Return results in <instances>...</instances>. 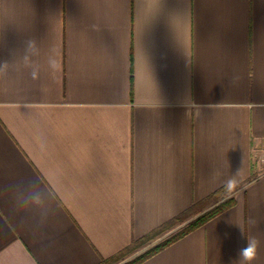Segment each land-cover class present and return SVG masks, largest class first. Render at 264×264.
Returning a JSON list of instances; mask_svg holds the SVG:
<instances>
[{
  "label": "crops",
  "instance_id": "crops-1",
  "mask_svg": "<svg viewBox=\"0 0 264 264\" xmlns=\"http://www.w3.org/2000/svg\"><path fill=\"white\" fill-rule=\"evenodd\" d=\"M239 170L139 264H264V0H0V264H98Z\"/></svg>",
  "mask_w": 264,
  "mask_h": 264
},
{
  "label": "rangeland",
  "instance_id": "rangeland-1",
  "mask_svg": "<svg viewBox=\"0 0 264 264\" xmlns=\"http://www.w3.org/2000/svg\"><path fill=\"white\" fill-rule=\"evenodd\" d=\"M228 197L229 196L226 195L224 196L223 199H226ZM221 201H222L221 197H215L213 199L208 200L202 206H200L197 211L193 210L190 213L184 214L179 220L172 222L171 224L168 225V227L154 234L149 239L141 243H136L134 245H131L128 250L124 251L119 256H117L118 258H116L115 260L108 262V264H127L129 263L130 261L140 256L147 250L151 249L155 245L163 242L164 240L170 238L171 236L179 232L189 222H191L197 216H200L202 212H206L207 210L214 207Z\"/></svg>",
  "mask_w": 264,
  "mask_h": 264
},
{
  "label": "trees",
  "instance_id": "trees-1",
  "mask_svg": "<svg viewBox=\"0 0 264 264\" xmlns=\"http://www.w3.org/2000/svg\"><path fill=\"white\" fill-rule=\"evenodd\" d=\"M224 196H226L225 189H220V190L216 191L213 194L212 198H210V199H213L215 197H221L222 201L220 203H218L217 205H215L214 207L210 208L209 210H207L206 212H204L200 216H198L195 219H193L183 229H181L179 232H177L176 234H174L170 238H168V239L164 240L163 242L155 245L154 247H152L151 249L147 250L146 252H144L140 256L136 257L135 259H133L132 261H130L127 264H139L140 262H142L146 258L150 257L151 255L155 254L156 252H158L162 248L166 247L168 244H170L174 240L186 235L190 231H192V230L196 229L197 227L203 225L206 221H208L209 219H211L212 217H214L218 213H220L223 210L231 207L234 204V199L231 196L226 198V199H223ZM158 232H160V231H156V232L152 233V235L150 234V235L144 236L143 238H141V239H139L137 241H134L132 245H134L136 243H141V242L149 239L151 236H153L154 234H156ZM130 246H128L124 250L120 251L118 253V255H116L114 257L101 260L98 264H108V262H111V261L115 260L116 258H118L117 256H119L124 251L128 250Z\"/></svg>",
  "mask_w": 264,
  "mask_h": 264
},
{
  "label": "clouds",
  "instance_id": "clouds-1",
  "mask_svg": "<svg viewBox=\"0 0 264 264\" xmlns=\"http://www.w3.org/2000/svg\"><path fill=\"white\" fill-rule=\"evenodd\" d=\"M28 50L34 55L39 56L40 48L37 45L35 40H29L26 42ZM3 65L6 66V61L3 62ZM49 66L55 70L58 67L57 61L53 58H49ZM35 77V73L33 74ZM242 174L240 170L232 175L229 179L224 182V189L227 196H232L237 193V189L242 180ZM40 197H34V202L39 203ZM259 241L255 238L247 240V245L239 252V264H252V262L256 259L258 254Z\"/></svg>",
  "mask_w": 264,
  "mask_h": 264
}]
</instances>
